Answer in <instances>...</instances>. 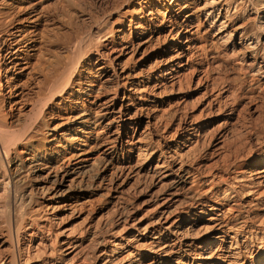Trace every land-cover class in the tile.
<instances>
[{"label":"bare ground","instance_id":"obj_1","mask_svg":"<svg viewBox=\"0 0 264 264\" xmlns=\"http://www.w3.org/2000/svg\"><path fill=\"white\" fill-rule=\"evenodd\" d=\"M51 1L0 0V264H264V138L230 136L264 0L95 1L42 60ZM94 193L105 217L65 223Z\"/></svg>","mask_w":264,"mask_h":264},{"label":"rangeland","instance_id":"obj_2","mask_svg":"<svg viewBox=\"0 0 264 264\" xmlns=\"http://www.w3.org/2000/svg\"><path fill=\"white\" fill-rule=\"evenodd\" d=\"M95 1L99 2V0H52L48 7L43 9L39 25L36 28V31L41 38L40 51H42V58H48V56L49 58L63 56V51L66 45L76 44L77 35L80 33L82 25V16L91 13L93 16L99 15V5ZM159 48L163 49L164 46L161 45ZM62 56L60 58H62ZM64 57H66V55ZM215 72L211 73L212 75L210 74L213 78L215 77L214 74H217ZM219 74L222 75L221 77L228 76L227 84L230 83L232 85V89L235 90V96L240 95V92L236 89L238 88V85L240 86L241 84L242 86H247V81H249V79H246V82L245 79L242 80L237 71L235 73V71H231L229 67L227 69H222ZM214 79L216 80L217 78ZM258 88L254 91L251 98L249 97L248 99H242L239 101V117L237 118L236 124L233 126L235 131L233 130L230 135L232 136L234 133L233 140H236L235 137L237 134V137L242 139V141L244 139L247 141L245 142L248 146L253 145L258 140L260 141L264 138V85L262 87L260 86L261 89ZM29 114V109H26L22 118H25ZM97 155L98 154L95 153L92 157L96 158ZM105 203L106 202L104 201V198L101 197L100 193H94L90 196L83 195L82 197L80 196L76 199H72L70 201V209L69 207L65 209V211L60 213V216L65 219L64 221L67 224L74 223L73 219L69 217L71 209L79 212L82 216L81 218L88 213H91L95 218H98L99 216L104 218L106 211L109 210V207H107ZM3 206L4 205L1 202L0 213L4 210Z\"/></svg>","mask_w":264,"mask_h":264}]
</instances>
